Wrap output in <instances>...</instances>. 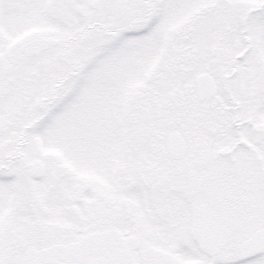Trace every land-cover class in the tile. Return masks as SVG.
I'll use <instances>...</instances> for the list:
<instances>
[{"label": "snow or ice", "instance_id": "1", "mask_svg": "<svg viewBox=\"0 0 264 264\" xmlns=\"http://www.w3.org/2000/svg\"><path fill=\"white\" fill-rule=\"evenodd\" d=\"M0 264H264V0H0Z\"/></svg>", "mask_w": 264, "mask_h": 264}]
</instances>
